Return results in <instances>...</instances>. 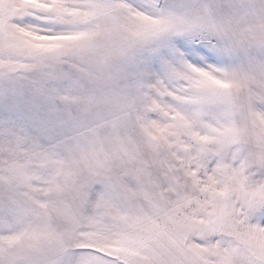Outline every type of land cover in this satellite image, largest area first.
<instances>
[{
	"label": "snow or ice",
	"instance_id": "obj_1",
	"mask_svg": "<svg viewBox=\"0 0 264 264\" xmlns=\"http://www.w3.org/2000/svg\"><path fill=\"white\" fill-rule=\"evenodd\" d=\"M0 264H264V0H0Z\"/></svg>",
	"mask_w": 264,
	"mask_h": 264
}]
</instances>
